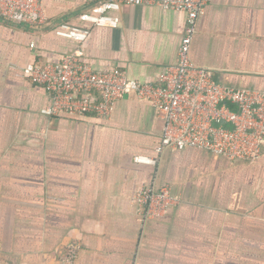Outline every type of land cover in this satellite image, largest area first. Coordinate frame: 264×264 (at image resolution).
Segmentation results:
<instances>
[{"label":"crops","instance_id":"crops-1","mask_svg":"<svg viewBox=\"0 0 264 264\" xmlns=\"http://www.w3.org/2000/svg\"><path fill=\"white\" fill-rule=\"evenodd\" d=\"M84 5L44 0L37 27L0 20V264H264V148L252 165L192 148L135 164L156 157L161 136L149 103L126 96L108 122L49 117L43 88L11 70L70 53L77 42L55 35L60 24L90 31L82 46L96 72L156 84L176 61L185 13L125 6L111 13L117 27H94L78 20ZM190 59L218 84L264 91V0H209ZM149 185L179 203L145 219L131 199Z\"/></svg>","mask_w":264,"mask_h":264},{"label":"built area","instance_id":"built-area-1","mask_svg":"<svg viewBox=\"0 0 264 264\" xmlns=\"http://www.w3.org/2000/svg\"><path fill=\"white\" fill-rule=\"evenodd\" d=\"M43 1L0 0V20L18 27L47 24ZM208 3L209 0H85L77 17L94 27H117L120 20L111 13L125 6H157L185 13L176 61L164 69L156 84L129 80L119 69L94 71L85 61L82 46L90 31L65 24L59 25L55 35L77 42L70 53L57 62L12 64L10 68L18 77L43 88L50 102L42 113L49 117L90 116L108 122L115 103L126 96L149 103L163 122L161 136L154 147L156 157H135V164L155 166L166 150L192 148L252 165L259 161L264 148V91L218 84L209 69L194 65L190 59L196 20ZM131 200L145 219L162 217L169 206L179 203L168 185L142 187ZM77 250V246H69L63 261L73 262Z\"/></svg>","mask_w":264,"mask_h":264},{"label":"water","instance_id":"water-1","mask_svg":"<svg viewBox=\"0 0 264 264\" xmlns=\"http://www.w3.org/2000/svg\"><path fill=\"white\" fill-rule=\"evenodd\" d=\"M199 151H201V150H199ZM202 152H205V151H202ZM205 153H208V152H205ZM209 154L214 155V154H212V153H209ZM216 156H220V155H216ZM221 157H223V156H221ZM224 158H225V157H224Z\"/></svg>","mask_w":264,"mask_h":264}]
</instances>
